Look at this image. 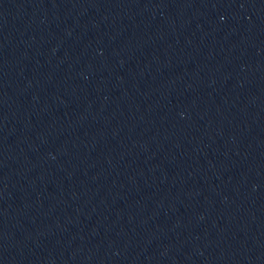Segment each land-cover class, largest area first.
I'll use <instances>...</instances> for the list:
<instances>
[{
    "label": "water",
    "instance_id": "water-1",
    "mask_svg": "<svg viewBox=\"0 0 264 264\" xmlns=\"http://www.w3.org/2000/svg\"><path fill=\"white\" fill-rule=\"evenodd\" d=\"M263 123L264 0H0V200Z\"/></svg>",
    "mask_w": 264,
    "mask_h": 264
}]
</instances>
